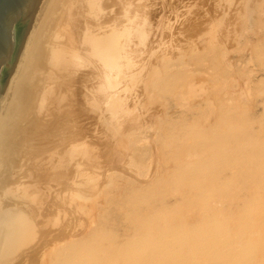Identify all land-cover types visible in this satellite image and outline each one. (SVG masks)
I'll use <instances>...</instances> for the list:
<instances>
[{"label":"bare ground","instance_id":"bare-ground-1","mask_svg":"<svg viewBox=\"0 0 264 264\" xmlns=\"http://www.w3.org/2000/svg\"><path fill=\"white\" fill-rule=\"evenodd\" d=\"M244 2L258 70L212 26L126 74L153 0H27L0 64V264H264V0ZM138 84L159 115L123 104Z\"/></svg>","mask_w":264,"mask_h":264},{"label":"rangeland","instance_id":"rangeland-1","mask_svg":"<svg viewBox=\"0 0 264 264\" xmlns=\"http://www.w3.org/2000/svg\"><path fill=\"white\" fill-rule=\"evenodd\" d=\"M254 1L250 0V4ZM244 8V0H232V2L228 0H153L152 8L136 12L135 16H138V19H135L137 21L131 28V39L127 46V55L133 60L135 67L133 70H126L125 73L139 71L142 67L145 69V64L154 60L152 57L154 52L161 54L172 51L171 54L174 55L178 51L177 49H185L190 40L199 41L198 34L202 33L200 41L206 39L207 34L204 33L212 26H214L216 37L220 40L226 59L233 62L234 66L238 68L246 66V68L258 70V67L253 63L245 64L244 62L250 53V45L241 38L238 26L242 20ZM128 77L126 75L123 83L128 81ZM120 87L123 88L120 99L127 109H131L129 112L134 107L139 109L146 118L157 116L162 112L161 103L163 102L146 99L140 84L132 89ZM94 95L97 96L96 90H94L93 97ZM97 97L99 98L98 102L100 101L102 105L117 98L114 94ZM91 107L96 109L94 106ZM152 131L150 130V132ZM119 173L134 176V172L129 169L127 172L119 171ZM102 174L101 171L99 176ZM73 216V213L70 212L60 219L59 225L68 224ZM56 227L58 226L56 225Z\"/></svg>","mask_w":264,"mask_h":264},{"label":"water","instance_id":"water-1","mask_svg":"<svg viewBox=\"0 0 264 264\" xmlns=\"http://www.w3.org/2000/svg\"><path fill=\"white\" fill-rule=\"evenodd\" d=\"M26 3L27 0H0V64L8 54L11 30Z\"/></svg>","mask_w":264,"mask_h":264}]
</instances>
